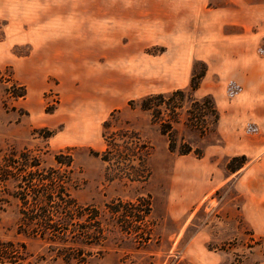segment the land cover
I'll return each mask as SVG.
<instances>
[{"label":"rangeland","instance_id":"374dc122","mask_svg":"<svg viewBox=\"0 0 264 264\" xmlns=\"http://www.w3.org/2000/svg\"><path fill=\"white\" fill-rule=\"evenodd\" d=\"M192 77L220 118L201 135L181 112L174 133L192 153L179 156L131 102L189 92ZM9 149L47 167L70 156L71 197L102 229L65 261L64 246L20 230L11 201L0 241L25 244L22 264H264V0H0ZM119 202L149 204L135 231L110 213Z\"/></svg>","mask_w":264,"mask_h":264},{"label":"trees","instance_id":"16d2710c","mask_svg":"<svg viewBox=\"0 0 264 264\" xmlns=\"http://www.w3.org/2000/svg\"><path fill=\"white\" fill-rule=\"evenodd\" d=\"M193 80L194 77L189 92L175 90L164 94H151L131 102L139 111L147 113L151 124L157 126L159 133L166 137L168 151L179 156L192 153V147L183 142L178 143L174 133L173 126L180 122L181 112L186 114L185 127L201 135L207 131L208 123L214 126L220 118L210 95L200 99L193 97L192 92L198 87L192 84ZM23 96L24 93L17 97ZM193 153L198 158L203 155L199 150ZM94 155L98 156L97 153ZM54 163V166H44L39 157L28 150L0 151V209L8 206L11 201L16 202L20 230L31 237L64 246L61 250L64 252L63 259L68 261L74 259V255L71 254L73 247H65L67 244L74 245L76 236L89 244L94 239L89 234L90 227H96L95 232L100 236L102 229L97 221L98 211L78 206L71 197L72 158L60 152L54 157ZM121 205L119 202L116 206H108V209L118 218L122 230L128 233L138 229L137 224H142L150 213L148 203L144 210L134 207V213L119 211ZM77 221L82 223L83 229L79 235L74 230L78 226ZM28 257L25 244L0 241V264H22Z\"/></svg>","mask_w":264,"mask_h":264},{"label":"crops","instance_id":"0c3cea01","mask_svg":"<svg viewBox=\"0 0 264 264\" xmlns=\"http://www.w3.org/2000/svg\"><path fill=\"white\" fill-rule=\"evenodd\" d=\"M77 40H80V39H77Z\"/></svg>","mask_w":264,"mask_h":264},{"label":"bare ground","instance_id":"6f19581e","mask_svg":"<svg viewBox=\"0 0 264 264\" xmlns=\"http://www.w3.org/2000/svg\"><path fill=\"white\" fill-rule=\"evenodd\" d=\"M168 17V16H167Z\"/></svg>","mask_w":264,"mask_h":264}]
</instances>
